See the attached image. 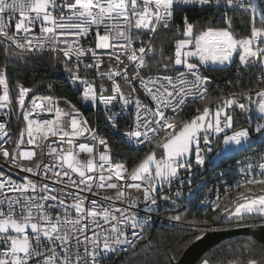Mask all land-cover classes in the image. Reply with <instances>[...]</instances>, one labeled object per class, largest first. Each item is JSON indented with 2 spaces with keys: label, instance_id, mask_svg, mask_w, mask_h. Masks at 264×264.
Wrapping results in <instances>:
<instances>
[{
  "label": "snow or ice",
  "instance_id": "snow-or-ice-1",
  "mask_svg": "<svg viewBox=\"0 0 264 264\" xmlns=\"http://www.w3.org/2000/svg\"><path fill=\"white\" fill-rule=\"evenodd\" d=\"M161 29L174 33L170 55L153 44ZM0 43L6 55L21 50L16 58L62 55L65 87L78 97L40 95L19 79L13 97L8 62L0 65V111L15 102L24 122L13 139L0 118V264H129L160 202L176 207L195 183L193 160L215 167L217 150L252 155L229 186L245 191L223 208L217 194L213 220L264 222V0H0ZM209 65L234 67L237 83L251 74L249 88L213 104ZM196 100L207 103L189 116ZM85 106L96 107L97 122ZM43 112L53 118H34ZM124 138L153 146L131 169L112 158ZM186 223L215 230L206 218ZM250 247L231 264H264V249L257 258Z\"/></svg>",
  "mask_w": 264,
  "mask_h": 264
},
{
  "label": "trees",
  "instance_id": "trees-1",
  "mask_svg": "<svg viewBox=\"0 0 264 264\" xmlns=\"http://www.w3.org/2000/svg\"><path fill=\"white\" fill-rule=\"evenodd\" d=\"M195 20H201L202 17L198 13H190ZM205 13L204 16H207ZM239 15V14H237ZM237 32H240V27L237 28ZM153 43L159 50L164 48L167 54H172L174 51V33L159 30L158 34L154 36ZM4 44L0 43V65L8 62L10 68V83L11 94L13 97L16 95L15 81L20 80L26 87L34 88L37 93L53 94V95H67L74 100L78 97H74L72 92L68 91L65 87L67 77L65 76L63 67V58L55 57L48 52H31L24 53L22 58H16L11 55L12 52H19L14 48L9 49V53L6 55L3 51ZM154 62V61H153ZM208 68L207 75L213 78L209 85L208 96L212 101L221 97L224 94H229L233 91H239L249 88L250 76H244L239 83L236 82L234 67L232 66H206ZM232 80L233 83H228ZM254 83V82H253ZM52 84L55 86L54 90H50L47 85ZM207 101H199L191 103L186 109V113L190 116L194 114V110L197 107H203ZM78 106H80L78 104ZM15 102L13 103L14 111L11 113L10 127L13 131L14 138H17L18 131L23 124V120L17 116ZM83 108V107H82ZM88 113L89 108H83ZM91 114V113H89ZM184 114H182L183 117ZM239 118L238 120H242ZM149 147L142 150L131 149L124 140L118 142V147L114 148L116 159L126 163L128 168L135 166L139 163V160L149 151ZM242 153L231 155L227 158L221 159V165L227 166L233 163L237 157ZM244 188L232 189L227 195L226 199L221 204V208L225 201H230L234 198L238 192H242ZM218 213L205 210L197 207L195 204L180 203L176 207H168L167 209H161L160 215L173 216L179 215L182 217L181 221L184 224H178L163 219H157V221L151 224L146 238L140 240L138 249L131 255L124 257L125 261L129 264H148L149 261H158V264H169V257H175L172 264L182 255L184 250L196 239L197 235H202L199 231L193 229L186 223L188 220L208 219L215 229H226L234 227L235 221H230L225 217H221L220 221H214L213 217ZM247 219H259V217L245 218ZM259 224H264L261 222ZM205 233V232H204ZM250 245H254L255 254L259 255L261 249H264V245L251 236H240L212 247L207 251L203 257L199 260L201 263L204 260H208L211 264H231L233 261L245 260L248 256L253 254V249Z\"/></svg>",
  "mask_w": 264,
  "mask_h": 264
},
{
  "label": "built area",
  "instance_id": "built-area-1",
  "mask_svg": "<svg viewBox=\"0 0 264 264\" xmlns=\"http://www.w3.org/2000/svg\"><path fill=\"white\" fill-rule=\"evenodd\" d=\"M33 30L37 34L39 33V23L38 22H37V25L34 27ZM92 39L94 40V37ZM153 39H154V37H153ZM81 42L83 43V41H81ZM12 48L15 49L14 46H12ZM16 50L21 51L19 49H16ZM97 51L98 52H105L107 50H97ZM33 52H41V51H33ZM42 52H48V53H51L52 55H54L55 57L63 58L62 55L58 56L57 53L50 52L47 49H45ZM149 56H151V53H149ZM104 63L105 64L108 63L107 57L104 58ZM104 70L106 71L107 68H104ZM81 71H83V69H81ZM37 94L47 95L45 93H37ZM31 95H32V93H29V99H30ZM221 97L227 98L228 94H224ZM199 101L200 100H196L195 102H199ZM214 103H215V101H213V104ZM61 107L67 108V105H64L63 102H61ZM210 107H212V105H210ZM83 108H86V109L89 108L90 110L87 113L83 110ZM83 108H82V111L84 112L85 116L90 121H92L93 123L97 122L98 114H97L96 107L95 106H85ZM5 111H9L12 113L14 111V109L12 108V109H6L4 111H0V118H3L4 120H6L8 122V130H9L12 138H14L13 131L11 130V127H10V119L11 118L9 119L8 117H5V115H4ZM37 111H39V110H37ZM89 113H91V114H89ZM16 114L19 118H21L18 111ZM233 114L234 115L240 114L239 110L237 109ZM240 117L243 118V116L241 114H240ZM34 118L41 119V120L42 119H51V118H53V114L43 112V113H40L39 116H36ZM23 126H24V122H23L21 128ZM20 129H19V131H20ZM19 131H18V134H19ZM123 140L133 150H142V149L149 147L150 148L149 151H151V149L153 147L152 145L145 146L144 144L129 143L126 138H124ZM251 155H252L251 153H248L247 156L242 154L241 156L237 157V159L233 163H230L227 166L221 165L219 150H217L214 153H209L210 157H214L215 165H216L215 167H207L206 166V167L198 168L197 166H195V162L193 160V164H194L193 172L195 173V183L192 185H187L184 195L180 198V200L178 201L177 204H180L181 203L180 201H182V204L183 203L195 204L197 207H200L202 209L211 210V202L214 201L216 199L217 194H219L222 198L220 201V205H221L227 197L225 194V189H228V193H227V195H228L232 189H236V188L229 187V186L243 178V173L241 171L242 163L246 159L251 158ZM112 158L114 161L123 162V161H118L116 159L114 149H113ZM129 169H131V168H129ZM181 171L183 172V170H181ZM187 188H191L192 193H189L187 191ZM160 203L162 205L161 209H167V208L163 207V201H161ZM141 211H142V207H141ZM157 219H163L165 221H170V222H174V223H178V224H184L183 221L170 220L169 216L162 217L160 215V211L158 213L153 214L152 224L155 223L157 221ZM241 223L243 225H254V224L261 223V220H260V218L259 219H247V220L241 221ZM234 225L236 226V224H234ZM146 235H147V233L145 234L144 239L146 238Z\"/></svg>",
  "mask_w": 264,
  "mask_h": 264
},
{
  "label": "water",
  "instance_id": "water-1",
  "mask_svg": "<svg viewBox=\"0 0 264 264\" xmlns=\"http://www.w3.org/2000/svg\"><path fill=\"white\" fill-rule=\"evenodd\" d=\"M200 236L202 238L195 239L175 261V264H197L212 247L240 236L254 237L264 245V224H254L251 227L234 226L226 229H215Z\"/></svg>",
  "mask_w": 264,
  "mask_h": 264
},
{
  "label": "rangeland",
  "instance_id": "rangeland-1",
  "mask_svg": "<svg viewBox=\"0 0 264 264\" xmlns=\"http://www.w3.org/2000/svg\"><path fill=\"white\" fill-rule=\"evenodd\" d=\"M209 66H220V65H209ZM64 72H65V71H64ZM65 76L67 77L66 72H65ZM236 116H237V118L239 119L240 114H237ZM240 118H241V117H240ZM213 147L216 148L215 145H213ZM220 148H223V144H222V143L220 144ZM148 152H149V151H148ZM148 152H147V153H148ZM238 152H239V150H237V151H235V152H231V153H223V154H220V160H221V159H224V158H227V157H229V156H231V155H234V154H236V153H238ZM162 155H163L162 151H161V150H157V156L160 157V156H162ZM244 191H245V189H243L242 192H244ZM229 202H230L229 200H228V201H225L224 204H223V207H224L225 205H228ZM223 207H222V208H223Z\"/></svg>",
  "mask_w": 264,
  "mask_h": 264
},
{
  "label": "crops",
  "instance_id": "crops-1",
  "mask_svg": "<svg viewBox=\"0 0 264 264\" xmlns=\"http://www.w3.org/2000/svg\"><path fill=\"white\" fill-rule=\"evenodd\" d=\"M204 261H205V260H204ZM204 261H202V262H201V263H199V264H203V262H204ZM209 264H211V263L209 262Z\"/></svg>",
  "mask_w": 264,
  "mask_h": 264
}]
</instances>
